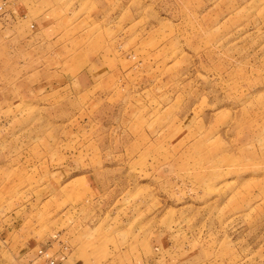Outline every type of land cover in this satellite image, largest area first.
<instances>
[{"label": "rangeland", "instance_id": "obj_1", "mask_svg": "<svg viewBox=\"0 0 264 264\" xmlns=\"http://www.w3.org/2000/svg\"><path fill=\"white\" fill-rule=\"evenodd\" d=\"M0 264H264V0H0Z\"/></svg>", "mask_w": 264, "mask_h": 264}]
</instances>
